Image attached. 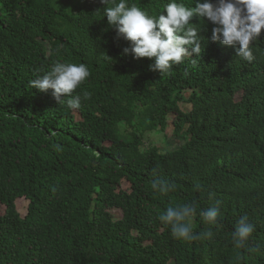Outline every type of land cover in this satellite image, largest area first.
Returning a JSON list of instances; mask_svg holds the SVG:
<instances>
[{
    "label": "trees",
    "instance_id": "obj_1",
    "mask_svg": "<svg viewBox=\"0 0 264 264\" xmlns=\"http://www.w3.org/2000/svg\"><path fill=\"white\" fill-rule=\"evenodd\" d=\"M127 2L158 16L170 0ZM108 6L0 0V264H264V35L247 61L210 45L213 25L194 16L201 53L160 73L154 59L123 52L130 42L107 25ZM57 61L90 71L73 92L91 94L77 110L31 86ZM169 120L179 144L145 146ZM155 180L174 188L160 194ZM186 203L194 241L159 219ZM213 206L210 225L202 213ZM242 216L255 228L238 249Z\"/></svg>",
    "mask_w": 264,
    "mask_h": 264
},
{
    "label": "clouds",
    "instance_id": "obj_2",
    "mask_svg": "<svg viewBox=\"0 0 264 264\" xmlns=\"http://www.w3.org/2000/svg\"><path fill=\"white\" fill-rule=\"evenodd\" d=\"M100 3L106 6L109 0H100ZM111 5L104 7L103 15L107 18V25L114 27L119 35L130 42V48H124L123 52H131L135 58L154 59L149 67L160 73L167 72L193 53L197 56L201 53L198 29L191 24L194 16L213 25L208 39L218 42L209 41L210 45L214 44L221 52L232 51L235 56L247 61L254 59L250 46L264 35V0H195V5L191 7L170 0L163 4L164 10L158 16L149 15L136 3L129 4L127 0H111ZM89 76L90 71L84 63L57 61L49 71L32 80L31 86L40 91L51 89L58 104H66L68 109L77 110L81 107V100L90 99L91 94L85 91L81 96L73 95V92ZM247 83V80L240 78L234 85L239 87L238 90H243V85ZM151 187L160 194H167L174 185L155 180ZM195 187L201 189L199 184ZM219 211L218 207H210L202 213L203 220L210 225L217 224ZM195 213V204L186 203L167 208L159 219L171 227L174 238L194 241L199 239V235L193 234L191 226ZM254 228L247 216L240 217L233 232L236 248L245 246Z\"/></svg>",
    "mask_w": 264,
    "mask_h": 264
},
{
    "label": "rangeland",
    "instance_id": "obj_3",
    "mask_svg": "<svg viewBox=\"0 0 264 264\" xmlns=\"http://www.w3.org/2000/svg\"><path fill=\"white\" fill-rule=\"evenodd\" d=\"M242 94V90H237L234 93V98L238 99L240 97V95ZM184 96H186L187 98L189 97V94L184 92ZM180 107L184 110V111H188L191 109L192 105L188 102H180ZM169 124L167 125V127L165 128L164 132H158V133H148L145 136L144 139V145L145 146H149V145H156L159 148L162 149H170L171 147H175L179 144V140L177 139V137L173 136V125L171 124L170 120L168 121ZM123 126V124H122ZM123 187L125 189H128L129 184L128 183H123ZM27 206H28V201L24 198H19L16 200V207L19 211V213L21 214V216H23L26 211H27ZM5 210V207L3 205H0V214H3ZM112 214L116 217L119 218L121 216V211L119 209H113ZM168 264H174V261H169Z\"/></svg>",
    "mask_w": 264,
    "mask_h": 264
}]
</instances>
